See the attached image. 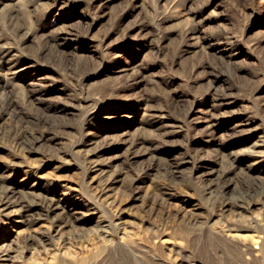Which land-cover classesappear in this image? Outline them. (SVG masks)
I'll return each instance as SVG.
<instances>
[{
  "label": "rangeland",
  "instance_id": "1",
  "mask_svg": "<svg viewBox=\"0 0 264 264\" xmlns=\"http://www.w3.org/2000/svg\"><path fill=\"white\" fill-rule=\"evenodd\" d=\"M0 251L264 264V0H0Z\"/></svg>",
  "mask_w": 264,
  "mask_h": 264
},
{
  "label": "bare ground",
  "instance_id": "2",
  "mask_svg": "<svg viewBox=\"0 0 264 264\" xmlns=\"http://www.w3.org/2000/svg\"><path fill=\"white\" fill-rule=\"evenodd\" d=\"M225 188L226 189L230 188V184H227L225 186ZM67 198H68L67 194H61V197H57V199H56V197L49 199L53 213L57 212L58 215H60L62 217H68V219H71V221H73V220L82 221V219H85L87 217V213L82 211L84 208V205H83V207H81V205H79L78 203H72V204H70L69 207H66V204L64 202L67 200ZM233 204L236 205V207H238V208H243L242 204H240L239 202H234ZM233 204H232V206H233ZM229 205H231L229 200L224 202L225 207H228ZM233 210H235V209H233ZM49 212H50V210H49ZM18 218H20V220H21L18 222L24 221L23 217H18ZM1 253L2 252L0 251V254ZM5 255L8 256V254H1L0 257H2V256L4 257Z\"/></svg>",
  "mask_w": 264,
  "mask_h": 264
}]
</instances>
